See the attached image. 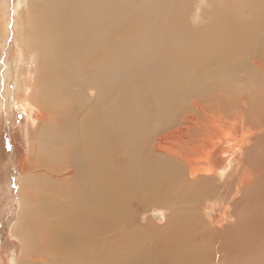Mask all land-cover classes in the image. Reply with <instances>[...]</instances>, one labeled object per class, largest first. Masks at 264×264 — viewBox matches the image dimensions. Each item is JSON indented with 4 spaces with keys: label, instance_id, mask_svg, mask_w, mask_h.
<instances>
[{
    "label": "bare ground",
    "instance_id": "1",
    "mask_svg": "<svg viewBox=\"0 0 264 264\" xmlns=\"http://www.w3.org/2000/svg\"><path fill=\"white\" fill-rule=\"evenodd\" d=\"M128 1L62 0L59 3L58 0H27L31 9L29 19L23 15L24 9L19 10L13 25V39L18 46L25 45L28 52H37L36 57L42 71L38 78L36 76L31 101L44 105L47 112L42 109L47 114L42 115L44 124L38 131L35 154L34 151L31 154L47 172V176L39 179L36 174L30 172L29 166L25 168L18 199L20 210L17 222L11 230L12 236L19 237L23 244L22 257L16 264H138L140 249L132 234L123 236L120 241L121 256L116 251L105 257L100 256L102 222L114 229L118 216L122 214L120 207L127 198H137L141 204L147 200L163 202L165 197L160 198V195H167L168 189L171 190L173 185L175 187L177 184L175 188L178 184L184 186L190 180L195 184V193H191L193 199L197 193L208 196L212 191L209 184L212 185L211 175L214 171L212 172L207 163L202 166L193 165L187 151L191 138L198 132L202 133V129L207 127L205 124H202L203 128L201 124L198 127L197 117L193 114L189 115L186 124H170L169 117L165 118L170 116L167 113L176 103L181 102L180 99L184 96L200 95V92L209 90V87L228 96L236 95L240 94L237 93L238 88H242L245 82L249 81L254 89L263 92V96L262 104L254 109L256 115L250 112L249 118L246 114L245 122L250 120L251 124L246 122L248 125H257L255 132L264 130V0H226L229 8L228 11L225 10L226 13H220L223 14L221 17L217 13V5L213 3L211 19L201 28L188 27L186 23H182L179 15L180 30L176 34L172 33V23L166 19L164 26L155 34L158 40L150 43L158 44L157 47H148L153 48L147 52L148 58L144 59V54H141L143 49L136 52L129 50L125 54V57L133 62V68L145 65L144 71L133 70L130 75L120 76L117 64L121 55L108 44L109 41L115 43L116 34L122 32L117 30L115 19L122 11L120 5L127 4ZM178 1L181 3V0ZM150 4L151 2L149 6ZM57 8L61 13L70 14L66 27L71 30L68 37L71 55H66L64 51L62 34H67L66 28L63 27L65 18L60 17L58 23L55 17ZM142 8L144 6L140 5V9ZM144 44H149V40L145 39ZM77 66H80L84 78V82L80 84L74 74ZM59 84L70 88L93 86L96 88V94L91 99L86 98L84 93L77 98L69 91L72 96L67 93L66 97L61 98L63 103H70L61 113L59 121L53 124L52 121L49 123L51 114L48 108L53 103L51 91ZM81 89L78 90L83 91ZM16 90L15 99L18 105H21V101L25 100L28 94L27 81L19 78ZM127 93H133L137 97L130 99L126 96ZM107 95L112 97L115 107L109 102L104 105L103 96ZM142 97L152 106H156V117L159 113L165 116L166 120L158 116L159 123L154 122L155 126L150 123L151 119L147 120L146 114H151L146 113L147 108L143 107L146 100H142ZM79 99H83L84 103H78ZM240 100L241 105L245 104L244 99ZM137 102L144 108L143 112ZM259 103L261 102L258 101ZM124 104L128 107L118 106ZM107 106L109 110L106 109ZM28 109L32 115L34 105ZM166 126L173 127L172 132L161 134ZM124 127H131V132L127 134L130 135L127 143L133 155V162L127 168V176L118 174L114 166L116 142L112 139V134L121 129L125 130ZM157 130H160V136L155 139L152 134ZM190 135L192 136L189 139ZM168 137H174L175 142L168 144ZM249 138V134H246L237 143L233 139L230 143L242 154L244 144L249 142ZM148 142H151L152 146L147 153ZM235 153L227 161L229 170L226 171H230L228 173H231ZM63 158H69L81 166L76 171L75 182H70V186L65 189L62 188L66 185L63 180L65 167L61 168L59 165ZM206 158L207 156L204 158L205 162ZM253 170L254 168L249 170L248 175L242 178V183L251 184L257 179V175L252 173ZM200 175L206 176L205 181L198 182L197 177ZM187 193L178 192L176 197H170L166 203L180 202ZM124 209L127 212L125 207ZM185 209L179 208L175 212L188 210L186 207ZM32 216H36L35 221ZM168 220V232L176 225L184 230L191 222V227L200 226L196 217L188 220L185 217L180 218L179 214H172ZM135 246L138 248L135 249ZM203 246L197 249L202 254L207 249ZM41 248L45 250L40 252ZM55 250H60V253ZM143 250L146 264H189L181 263L178 259L161 258L157 254L151 256L152 253L148 255ZM32 253L48 256L46 259L31 262L32 257L29 256Z\"/></svg>",
    "mask_w": 264,
    "mask_h": 264
},
{
    "label": "rangeland",
    "instance_id": "2",
    "mask_svg": "<svg viewBox=\"0 0 264 264\" xmlns=\"http://www.w3.org/2000/svg\"><path fill=\"white\" fill-rule=\"evenodd\" d=\"M60 1L62 0H58L59 3ZM149 2H151L150 6ZM213 3L217 5L216 9L219 17L223 15L220 14L222 11L225 13L228 11L229 7L227 8L226 0H181V3L178 0H129L127 4H121L120 9L122 11L116 15L115 21L117 30L122 32L116 34L115 43L109 41L108 44L121 55L120 62L117 64L118 75H130L133 70L144 71L145 65L133 68V62L128 60L125 54L129 50L136 52L139 49H143L141 54H144V59L148 58L147 52L153 49L148 47H157L158 44L150 43L158 40L155 34H158L159 28L164 26L166 19H169L172 23V33L175 32V34L180 30L178 24L179 15L181 16V21H184L182 23H186L188 27L201 28L211 19V13L214 10ZM140 5L144 6V8L140 9ZM21 9L25 10V14H23L25 18L29 19L31 17V9L27 0H0V264H16L17 260L22 257V241L19 237H13L11 230L17 222L20 210L18 199L25 168L29 166L30 172L36 174L37 178L42 176L46 178L47 176V172L44 171V168L39 165L40 163L31 154L33 151L35 154L38 131L44 124L42 115L47 112V108L45 109L44 105L42 107L39 102L31 101L32 88L34 83L36 84L39 73H42V71L36 57L37 52H28L25 45L18 46L13 39V25ZM56 11H58L55 16L58 23L60 17L65 18L63 27L66 28L67 34H62V40L66 55H71L72 52L69 51L71 47L68 45V37L71 35V30L66 27L67 18L70 17V14L61 13L59 8ZM243 23L248 24V22ZM127 27L128 29H126ZM105 28L103 29L104 33ZM180 37L184 36H177V38ZM145 39L149 40V44H144ZM146 64L148 65L147 61ZM74 72L77 83L84 82L80 66H77ZM19 78L26 80L28 83V94L26 93L27 97L21 101L23 102L21 105H18L15 99ZM83 86L70 88L64 84H59L52 89L50 96L53 103L48 108L51 114L49 123L51 121L53 124L57 123L61 113L67 109L66 106L70 101L69 103H63L61 97H66L67 93L68 96H72L69 91L76 95L77 98L82 93L87 95L86 98L95 97V87ZM243 87H239L237 90V93L240 94L231 96L218 92V90H216L218 92L216 93L214 89L209 87L210 91L204 89L207 93L203 90L200 95L194 94L184 96L183 100L180 99L181 102L176 103V106L167 113L172 118L157 114L160 116L159 118L164 120L169 117L170 124H182L183 122L186 124L189 115L193 114V116L197 117L198 121L195 120L197 121L196 124L199 123L198 127L205 124L207 128H203L202 125V133L198 132L192 138V135L188 137L189 139L191 138V143L187 151L193 165L202 166L207 163L212 172L214 171L211 175V179H213L211 180L212 185L208 183L212 191L208 196H201L197 193V196L193 199L192 194L195 193L193 190L195 184L190 180L184 186L178 184V187L175 188L177 185V181H175V187L174 185L173 188L170 187L172 192L168 189V197L167 195H160V198L165 197L163 202L161 200L148 202L147 200L141 204L137 198H127L123 206L120 207L122 214L118 216L114 229L105 222L101 223V247L99 251L101 257H105L114 251L121 256L122 246L120 241L123 240V236L132 234L135 236L136 245L140 249L138 264H146L142 255L143 249L148 255L152 253L151 256L157 254L161 258L178 259L181 263L187 262L189 264H264V130L255 132L257 131V125H248L247 123L251 124L250 120L246 121L247 123L245 122L246 114L249 116L253 112L254 114L252 115H256L254 109L262 104L263 92L256 90V88L254 89L249 81L245 82ZM80 88L83 91L78 90ZM126 96L130 97V99L137 97L133 93H127ZM143 96L145 97V95ZM144 97H142V100H146ZM103 98L104 105L109 102L114 106L110 95L103 96ZM240 99H244L245 104L241 105L239 102L242 100ZM258 101L261 103L258 104ZM78 103L83 104L84 100L79 99ZM136 104L142 110L141 112L144 111V108H147L145 110L146 113L151 114H146L147 120L150 118V123L155 126L154 122H158L159 119L158 116L156 117V106H152L147 100L143 103L145 104L144 108L138 102ZM33 105L34 112L31 115L28 107ZM108 106L106 109L109 110ZM118 106L122 108L128 107L126 104ZM118 106L116 108L119 113ZM200 107L203 108L201 109ZM172 111L175 116L171 115ZM79 117L80 114H78ZM173 117L174 120L171 121ZM160 125L163 128L162 124ZM167 127H164L165 131L161 134L172 132L173 127ZM124 129L115 131L112 134V139L116 142L114 147V155H116V158L114 157L116 159L114 160V166L118 174L127 176L129 175L127 168L133 162V155L127 143V139L130 137L127 134L131 132V127H124ZM159 131L157 130L156 133L152 132V137L155 136L154 138L157 139L160 136ZM246 134H249V142L244 144L245 149L242 154H239L240 151L235 150L230 141L233 139L237 143ZM168 138V144L175 142L174 137ZM188 138L187 143L189 142ZM150 141L152 140L150 139ZM150 143H147V153L152 146ZM234 152L236 153L233 158L232 170L231 173H228L230 171H226L229 170L227 161L233 156ZM153 154L158 155L154 152ZM206 156L205 162L204 158ZM74 162L69 158H63L59 162L61 168L65 167L63 180L66 185L62 187L63 189L69 187L70 182H75L76 171L81 166L80 163L75 162L74 164ZM64 163L68 165L65 166ZM250 165L254 166L252 173L257 175L255 177L257 179H254L255 181L253 180L251 184L242 183V178L248 175L249 170L253 169ZM257 171H259V175ZM218 175L221 177H218ZM197 178L198 182L205 181L206 176L200 175ZM201 178H204V180H201ZM173 190L174 192H181V194L183 192L188 193L182 200H179L180 202L166 203V200H170V197H176L175 194L178 192L174 193ZM170 193L172 194L170 195ZM229 199L233 200L230 201ZM183 200L184 202H182ZM174 204L175 206H173ZM124 207L127 212H125ZM185 207L188 209L187 211L175 212L177 209H185ZM172 214H179L180 218L185 217L188 220L196 217L200 226L191 227L193 224L191 222L183 230V227H177L175 224L176 227L170 228L172 230L168 232L167 224L170 221L168 219H170ZM32 219L35 221L36 216H32ZM173 229L176 230L173 231ZM169 240L172 241L169 242ZM202 245L208 249L203 254L197 251L198 247ZM137 248L135 246V249ZM43 250L45 248H41L40 252ZM55 251L60 253V250ZM47 256L48 254L32 253L29 257H32V259L30 258L31 262H37V260L46 259Z\"/></svg>",
    "mask_w": 264,
    "mask_h": 264
}]
</instances>
